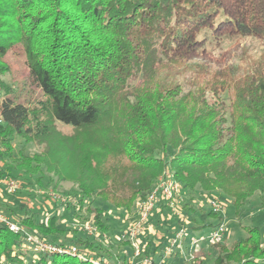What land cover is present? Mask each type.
I'll return each instance as SVG.
<instances>
[{"label": "trees", "instance_id": "16d2710c", "mask_svg": "<svg viewBox=\"0 0 264 264\" xmlns=\"http://www.w3.org/2000/svg\"><path fill=\"white\" fill-rule=\"evenodd\" d=\"M211 37L264 44V0H0V177L71 180L76 201L65 206L87 205L100 236L109 227L94 197L130 211L166 174L181 190L225 194L236 212L257 194L264 205V53L239 71L229 52L212 61ZM18 54L26 71L14 83ZM16 137L40 153L15 155ZM209 216L214 230L221 216ZM16 220L53 242L64 232L55 213L41 220L27 209ZM244 230L230 246L213 243L211 264H264V227ZM96 243L88 233L78 240L89 255ZM27 251L0 225V264H92L65 254L28 263ZM206 257L200 249L183 264Z\"/></svg>", "mask_w": 264, "mask_h": 264}, {"label": "rangeland", "instance_id": "374dc122", "mask_svg": "<svg viewBox=\"0 0 264 264\" xmlns=\"http://www.w3.org/2000/svg\"><path fill=\"white\" fill-rule=\"evenodd\" d=\"M209 43V50L212 54L210 58H212L213 62L221 58L222 54L229 52L231 56L229 63L238 67L239 71H242L251 59L258 58L264 53V44L252 37L224 38L221 40L220 44H217V41L211 37ZM18 55L12 56V58H10L11 62L9 61L12 64V72L18 74L16 77L18 80L12 78L14 83L19 81V77H24L26 71L20 54ZM12 76H14V74H12ZM190 76L191 75L187 73L186 80L190 79ZM4 79L7 82L13 83L10 74H7ZM189 88L190 86L186 81L184 83V89L188 90ZM229 105L230 99L229 96L226 95L225 106L227 112L230 110ZM62 129L64 132L70 131L64 127ZM13 145L15 155L18 154L20 149H23L25 155H32L40 153L41 151L36 144L24 145L23 140L18 137L13 140ZM2 168H4V165L0 162V169ZM43 176L42 185L37 184L35 181L38 176H18L17 173L14 172L8 174L7 179L0 177V211L9 217L19 219L23 217L27 209H32L41 220L55 213L60 217L59 227L64 229V232L54 242L48 239L49 242L63 247L76 246L80 249L78 240L83 241L87 233L84 227L93 224L92 215L87 211V205L81 210L77 205V210L67 208L65 203L59 201V197H72L75 199L73 196V190L76 188L74 182L68 179L59 181L57 176L47 171L43 172ZM9 180L18 182V190L11 191L8 189L7 183ZM212 200H216L222 207L219 215L221 216V223H224L226 227V232L220 240L221 243L230 246L236 240L246 236L244 230V226L246 225L255 224L264 227V205L262 204V198L258 194L248 200L239 212H236L232 199L223 193L215 192L208 194L202 192L200 188H197L196 192L190 193L183 189L181 190L180 197L175 201V211H172L166 204L164 207L159 206V203L153 211L148 221L149 223L152 221L153 226L149 228V224L147 223L146 229L140 238L144 255L154 262L157 261V264H162L159 261L161 258L165 260L163 249L166 248L168 244L164 246V242H166L167 238L165 239L164 237L161 239V235L167 232H173V229L179 230L181 227H185L188 232H190V235L194 232L195 236L200 237L199 239L187 237L183 241L181 248L175 251L173 261L170 263L183 264L186 260L193 257L195 251L202 249L207 253L205 264H211L216 251L209 236L218 223V219L209 216V212L212 210ZM138 202L139 199L135 202L130 211H125L115 208L109 202L101 198H93L90 205L91 208L101 210L103 220L109 227V231L104 236H100V234L93 236L96 238V244L98 245L97 251H95L94 254L92 253L93 255L96 257L100 256L110 264H120L124 257L130 256L132 250L129 244L122 239V235L138 218L136 214V205ZM72 204L75 205L77 202ZM11 211H14V216H12ZM205 224L209 226L199 230L198 227ZM150 229L151 231H155L156 234L152 235L149 232ZM149 242L152 243V248L151 252L146 254L145 248ZM37 255L32 252L28 254L27 251L26 261L31 263L37 258Z\"/></svg>", "mask_w": 264, "mask_h": 264}, {"label": "built area", "instance_id": "2783aa9c", "mask_svg": "<svg viewBox=\"0 0 264 264\" xmlns=\"http://www.w3.org/2000/svg\"><path fill=\"white\" fill-rule=\"evenodd\" d=\"M7 187L11 191H16L19 188V184L15 180H9ZM181 195L180 184L174 180L170 174H166L165 177H161L148 194L140 199L137 203L138 218L133 222L128 230L122 235V239L127 242L132 250V255L129 259V264H153V261L144 255V251L141 247V235L146 229V225L153 214L156 206L159 203V197L161 196L165 204L172 210H176V199ZM61 203L73 202L72 197H59ZM212 211L219 213L221 211V205L216 200L211 201ZM0 225L8 228L11 232L21 236L24 247H27L34 254H65L70 256L79 257L83 261H90L92 264H110L106 260H103L95 255H89L87 252H81L76 246L63 247L49 242L47 239L38 236L37 234L28 231L19 220L9 217L0 211ZM85 231L89 235L96 236L98 229L93 224L86 225ZM226 227L224 223H220L216 227L209 239L211 242L221 240ZM186 230L180 228L169 241L167 247L164 249L165 259L170 257L174 252L181 248L183 241L186 238Z\"/></svg>", "mask_w": 264, "mask_h": 264}, {"label": "crops", "instance_id": "0c3cea01", "mask_svg": "<svg viewBox=\"0 0 264 264\" xmlns=\"http://www.w3.org/2000/svg\"><path fill=\"white\" fill-rule=\"evenodd\" d=\"M148 224H149V228H151L152 226H153V222L152 221H150V223L148 222ZM174 230V231H173ZM172 231L173 232H167V233H165L164 235H161V239H163L164 237H165V239L167 238V240H166V242H164L165 244H164V246H166L168 243H169V241H170V239H172V237L174 236V234H175V232L176 231H178V230H176V229H173ZM176 230V231H175ZM149 232L152 234V235H154V234H156L155 233V231H151V229L149 230ZM187 232H188V230H187ZM190 232H188V234H187V236H186V238L188 237V238H192V239H199V237L200 236H195L194 235V232H192L191 233V235L189 234ZM205 237V236H204ZM203 237V238H204ZM165 241V240H164ZM165 249V248H164ZM163 249V250H164ZM156 254V253H155ZM132 255V253H130V256ZM125 258V257H124ZM166 260V259H165ZM165 260H163L162 258H161V260L159 261L160 263H164L165 262ZM170 261H173V258L172 259H170L169 260V262ZM155 263L157 264V261H155Z\"/></svg>", "mask_w": 264, "mask_h": 264}]
</instances>
